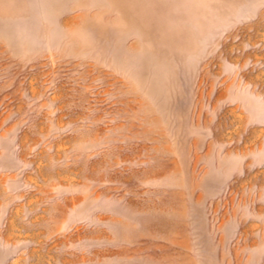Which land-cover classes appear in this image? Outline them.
Wrapping results in <instances>:
<instances>
[{
    "label": "rangeland",
    "instance_id": "374dc122",
    "mask_svg": "<svg viewBox=\"0 0 264 264\" xmlns=\"http://www.w3.org/2000/svg\"><path fill=\"white\" fill-rule=\"evenodd\" d=\"M0 264H264V0H0Z\"/></svg>",
    "mask_w": 264,
    "mask_h": 264
}]
</instances>
